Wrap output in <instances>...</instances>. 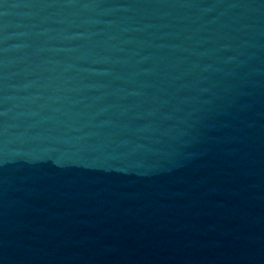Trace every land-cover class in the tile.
Segmentation results:
<instances>
[{
  "label": "water",
  "instance_id": "95a60500",
  "mask_svg": "<svg viewBox=\"0 0 264 264\" xmlns=\"http://www.w3.org/2000/svg\"><path fill=\"white\" fill-rule=\"evenodd\" d=\"M0 264H264V0H0Z\"/></svg>",
  "mask_w": 264,
  "mask_h": 264
}]
</instances>
